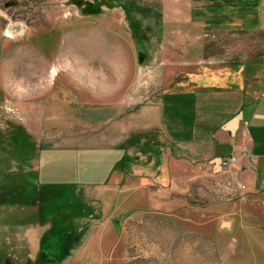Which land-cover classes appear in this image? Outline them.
<instances>
[{"label":"rangeland","instance_id":"374dc122","mask_svg":"<svg viewBox=\"0 0 264 264\" xmlns=\"http://www.w3.org/2000/svg\"><path fill=\"white\" fill-rule=\"evenodd\" d=\"M188 1L0 0V264H264L256 226H218L231 196L184 159L171 204L119 215L89 183L99 168L43 165L44 149L94 137L103 110L136 108L176 69L264 56V31L203 26ZM53 180L46 202L37 187Z\"/></svg>","mask_w":264,"mask_h":264},{"label":"crops","instance_id":"0c3cea01","mask_svg":"<svg viewBox=\"0 0 264 264\" xmlns=\"http://www.w3.org/2000/svg\"><path fill=\"white\" fill-rule=\"evenodd\" d=\"M188 3V12L200 10L193 20L203 26L217 23L219 28L264 31V0ZM221 8L225 14L217 13ZM257 54L263 55L264 48ZM184 71L176 69L161 79L160 91L136 108L129 104L97 114L101 121L94 137H69L44 149L43 165L60 168L67 162H87L99 168L104 174L89 183L110 191L107 214L113 210L119 215L171 204L166 197L169 194L170 199L178 189L177 161L184 159L200 176L214 177L222 197L231 196L217 208L218 226H256L253 236L256 231L264 237V56L228 64H193ZM1 88L0 84V92ZM232 154L239 158V178L245 184L241 194L229 192L220 173L221 159ZM96 233L91 237L97 238ZM250 245L257 248L256 258L264 256L262 242Z\"/></svg>","mask_w":264,"mask_h":264},{"label":"built area","instance_id":"2783aa9c","mask_svg":"<svg viewBox=\"0 0 264 264\" xmlns=\"http://www.w3.org/2000/svg\"><path fill=\"white\" fill-rule=\"evenodd\" d=\"M238 159L235 154L222 158L220 161V173L224 187L229 192L241 194L245 190V184L239 178L241 168L238 167Z\"/></svg>","mask_w":264,"mask_h":264},{"label":"trees","instance_id":"16d2710c","mask_svg":"<svg viewBox=\"0 0 264 264\" xmlns=\"http://www.w3.org/2000/svg\"><path fill=\"white\" fill-rule=\"evenodd\" d=\"M21 129V128H20ZM24 148H16V150H18L17 152H21V153H27V151H25V150H23ZM37 181H34V184H32V192H33V189H35L34 187L36 186L35 185V183H36ZM39 187H37V188H39V190H40V187H41V190L40 191H42V189L44 188L45 190L47 189L48 191H45L44 192V194H46L48 197L51 195V192H50V190L52 189V190H55V186H57V185H59L60 186V184H54V183H39ZM43 189V190H44ZM39 190H38V193H39ZM60 191H63V188L62 189H60ZM60 193V192H59ZM59 193L58 192H55L54 193V195H58L57 197H59L60 199L59 200H62V198L64 197V196H62V193H61V195H59ZM38 195V194H37ZM52 198V195H51V197L46 201V202H48L50 199ZM71 201H68V203H67V205L70 203ZM71 204V203H70ZM69 204V205H70ZM50 210V209H49ZM80 234H81V232H80Z\"/></svg>","mask_w":264,"mask_h":264}]
</instances>
